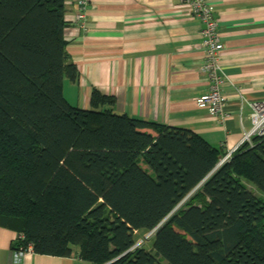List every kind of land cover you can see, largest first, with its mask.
Listing matches in <instances>:
<instances>
[{
    "label": "trees",
    "instance_id": "obj_1",
    "mask_svg": "<svg viewBox=\"0 0 264 264\" xmlns=\"http://www.w3.org/2000/svg\"><path fill=\"white\" fill-rule=\"evenodd\" d=\"M64 0H0V228L13 252L90 264H264V138L226 152L188 129L71 106ZM154 230L152 247L132 249Z\"/></svg>",
    "mask_w": 264,
    "mask_h": 264
},
{
    "label": "crops",
    "instance_id": "obj_2",
    "mask_svg": "<svg viewBox=\"0 0 264 264\" xmlns=\"http://www.w3.org/2000/svg\"><path fill=\"white\" fill-rule=\"evenodd\" d=\"M75 1L64 0L66 52L77 70L74 82L62 80L71 106L89 109L96 90L114 98L116 114L188 129L226 153L238 147L251 127L250 103L264 101V0H206L223 46L220 121L195 106L208 89L195 49L200 23L180 0H90L85 33L73 23ZM16 237L0 228V264H90L35 254L16 263Z\"/></svg>",
    "mask_w": 264,
    "mask_h": 264
},
{
    "label": "built area",
    "instance_id": "obj_3",
    "mask_svg": "<svg viewBox=\"0 0 264 264\" xmlns=\"http://www.w3.org/2000/svg\"><path fill=\"white\" fill-rule=\"evenodd\" d=\"M190 15L200 23L198 32V40L195 49L201 52L202 62L198 68L199 72L206 75L207 93L195 99L197 109L204 110L207 115L212 116L217 121L226 117L224 110V96L222 89L226 80L222 72L220 54L223 46L220 40V32L218 30V21L215 17V11L212 5L206 0H180ZM90 0H76L74 4L73 23L82 32H87V16ZM251 114L249 116L251 127L250 130L243 135L238 147L243 144L251 145L253 138H264V101L250 103ZM236 147V149L238 148ZM226 153L220 163L229 159L232 152ZM154 230L147 233L144 238L153 235ZM23 239L22 235L17 236ZM144 241H137L132 249L140 248ZM33 254L30 245L26 248H18L12 252L13 259L16 263L20 262L25 256Z\"/></svg>",
    "mask_w": 264,
    "mask_h": 264
},
{
    "label": "rangeland",
    "instance_id": "obj_4",
    "mask_svg": "<svg viewBox=\"0 0 264 264\" xmlns=\"http://www.w3.org/2000/svg\"><path fill=\"white\" fill-rule=\"evenodd\" d=\"M246 187L249 191L252 192V194L257 197L260 198L263 202H264V192L260 191L259 189H257L253 184H246ZM147 233L145 235L142 236V233L136 236L137 241L139 240H143L144 242L141 244V247L145 250H150L151 249V245H152V235L148 236L146 239L144 238V236H146ZM162 264H165L164 261H161ZM204 264H213L210 260H206L204 262Z\"/></svg>",
    "mask_w": 264,
    "mask_h": 264
}]
</instances>
